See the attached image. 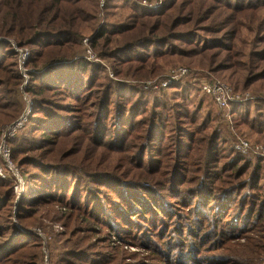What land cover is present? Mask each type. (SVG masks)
<instances>
[{
  "label": "rangeland",
  "instance_id": "rangeland-1",
  "mask_svg": "<svg viewBox=\"0 0 264 264\" xmlns=\"http://www.w3.org/2000/svg\"><path fill=\"white\" fill-rule=\"evenodd\" d=\"M5 1L0 134L26 123L11 140L18 192L0 178V264H264V161L253 171L264 160V0H178V18L176 7L148 26L129 4L157 12L167 0H69L50 28L39 4L19 0L12 19ZM53 29L72 36L8 35ZM214 82L239 100L219 108L202 90ZM203 185L214 193L200 196ZM216 195L231 199L222 216Z\"/></svg>",
  "mask_w": 264,
  "mask_h": 264
},
{
  "label": "trees",
  "instance_id": "trees-1",
  "mask_svg": "<svg viewBox=\"0 0 264 264\" xmlns=\"http://www.w3.org/2000/svg\"><path fill=\"white\" fill-rule=\"evenodd\" d=\"M29 1H32V2H34V3H37V4H39L40 6H41V10H40V15L43 17V23H46L47 24V26L50 28V25H52L53 24V22L54 21H58L57 19H62V21L64 20H66V18H63V17H60L59 15L58 16H55V14H57V13H60V11H63L64 10V7L62 6V3L64 2V1H69V0H52V2H50V3H47V0H22V2L21 3H23L24 2V6L25 5H27L28 3H29ZM176 1H178V0H167V1H165V4H164V7L160 10V11H157V12H152V11H149L148 9H146V8H144V7H140L136 2H135V4H129L130 6H128V8H130V9H135V10H137L138 12H136V14H135V16H137L139 19L141 18H144V17H147V19H148V22H146V25L148 26L150 23H152V21H153V19L154 18H162V17H165V16H168L169 15V13H166L168 10H171V9H174V8H176L175 9V11L174 12H172L171 14H170V18L172 17V16H176V17H174L173 18V21L176 19V18H178L179 16H180V14L182 13V11L184 10V8H185V6H186V4H187V2H182V3H180L179 5H178V3H175ZM134 3V2H133ZM3 5H4V7H6L7 9H9V13L8 14H6V15H8L10 18H12V19H14L15 17H17V15H19V0H6L4 3H3ZM175 5V6H174ZM177 5V6H176ZM231 4H227V6L226 7H228L229 9H231V10H233V11H235V10H245V9H247L248 7H231L230 6ZM108 7H110V4L108 5ZM113 8V7H112ZM250 8V7H249ZM202 11H203V9H202ZM53 12V15H51L50 16V14ZM49 13V14H48ZM138 13V14H137ZM202 13L203 12H201L200 13V15H202ZM2 14V11H0V15ZM46 14H48V17L46 18L45 17V15ZM75 18H72V20H74ZM213 23H214V25L216 24V21L215 20H213L212 21ZM159 23V20H155V22H154V24H158ZM174 22H171V24H170V26H168V30L170 31L171 30V25L173 24ZM54 30V29H53ZM14 31L15 30H13V34H11L12 32L10 31L9 32V36L10 35H12L11 37H15L18 41H20L21 43H22V45H29V44H37L42 38H51V41H53V39L52 38H57V39H55L56 41L58 40V38H61V37H71L72 36V33L70 32V31H62V32H57V31H55V33H53V32H41V31H39V32H37V33H34L30 38H32V39H28V38H26L24 35H22L21 33H19L18 35L17 34H14ZM57 32V33H56ZM151 32V29L149 30V32L148 33H150ZM106 34V31H102V33L101 34H99V35H97V39H103V37H104V35ZM76 35V34H75ZM166 35H169V34H166ZM159 36H155V38H158ZM96 39V40H97ZM1 42V41H0ZM2 43V42H1ZM6 43V50H5V52H6V54H10V55H13V53L11 52L12 50H11V45L9 44V43H7V42H5ZM51 43H55V41H53V42H51ZM111 43V41L110 40H108V41H106V42H104V44H106V45H109ZM137 47H139V45L137 46ZM156 48H157V46H156ZM156 48H154V50H156ZM159 55H161V54H158V55H154V58H156V57H158ZM153 58V59H154ZM67 59H69V58H67ZM59 61V60H58ZM0 68H1V66H0ZM62 75V73H60V72H58V73H56V79L58 78H60V76ZM17 78H19L18 76H16ZM65 79H67V78H65ZM64 78H61V80H65ZM66 81V80H65ZM0 86H2V87H7V83H6V81L3 79V78H0ZM74 87H77V85L76 86H73L72 88L73 89H71V91L72 92H74V93H76L75 95H77L78 93H79V91H80V89H76V88H74ZM10 91H12V90H10ZM74 95V96H75ZM75 98V97H74ZM237 109H239V108H237ZM12 123V122H11ZM44 135H46V134H44ZM47 136V135H46ZM17 139V138H16ZM15 139V140H16ZM45 139V141H48L46 138H44ZM15 140H13V141H10V144H9V146H10V148H11V151H12V155H11V158H12V161H13V163L14 164H16L18 167H19V163H17L16 162V160L17 159H15V156H14V153H15V150L16 149H14L13 147V145H14V143L15 142H18V140L17 141H15ZM231 150H233L232 148H231ZM230 153V155H229V158H236L235 159V161H238L239 163H241V161H243L244 159L243 158H257V157H255V156H252V155H242V154H237L236 156H235V154H234V152H229ZM259 158V157H258ZM234 161V162H235ZM262 161H264L263 159H260V160H257V162H256V164L254 165V172L256 173V172H259L260 171V169H259V167H260V164L262 163ZM234 162H230V164H228V165H233V163ZM239 163H237V164H239ZM251 166H252V164H251ZM258 175H260V174H258ZM22 176L24 177V179L26 178V177H28V176H30V177H33L30 173H28V172H25V173H22ZM41 177V176H40ZM42 180L44 179V178H41ZM1 181V180H0ZM1 183H6L10 188H11V190H12V192H13V194H16V192H18L17 191V189H16V187L18 186V180L16 179V178H14V177H11L9 180H6V181H2ZM248 186V185H247ZM204 188V190H202ZM255 188V186H253V188L252 189H254ZM195 190V192H200L201 194H200V196H202V193H207L210 189L209 188H207L206 189V187H205V185H203L202 186V188L199 190V189H194ZM194 190H191V191H193V194H194ZM198 193H197V195H198ZM211 195H212V193H214V190H210V192H209ZM130 195H128L127 197H129ZM133 195H131L130 196V198H127L128 200H130V201H128L129 202V204H130V206H134V207H138V206H144L148 201L147 200H145L144 198H142V197H140V199H134L133 197H132ZM139 197V196H138ZM214 197V202L211 204V206L213 205H216V208H217V206H219V205H221L220 206V209H225V208H227V205L228 204H231V199L230 198H228V197H222V196H213ZM201 200H198V202H197V211L198 212H203V204H204V199H205V196H203V197H201L200 198ZM217 202H218V204H217ZM223 202V203H222ZM121 203H123V202H121ZM222 203V204H221ZM115 205H119L120 203H118V202H115L114 203ZM262 207L264 206V205H261ZM123 208V207H122ZM145 208V207H144ZM136 210V209H135ZM132 212L134 211V210H131ZM146 211V210H145ZM127 213V212H126ZM148 213V212H147ZM205 213V212H204ZM134 214H139V213H134ZM217 215H219V216H222V210H219V208H217ZM260 214H258V215H256V217L257 216H259ZM137 217V216H136ZM245 221H247L246 219H244L243 220V224H245ZM192 251H194L193 249H191ZM193 254L191 255V257H194V252H192ZM181 259H184V257H181Z\"/></svg>",
  "mask_w": 264,
  "mask_h": 264
},
{
  "label": "built area",
  "instance_id": "built-area-1",
  "mask_svg": "<svg viewBox=\"0 0 264 264\" xmlns=\"http://www.w3.org/2000/svg\"><path fill=\"white\" fill-rule=\"evenodd\" d=\"M105 1L106 0H102V6L104 5ZM155 2L157 4L147 7L156 9L161 6V3H158L161 2V0H155ZM143 3L147 4L148 1L144 0ZM186 72L187 69L185 68H179L177 70V74H185ZM202 90L215 101L219 108L226 109L232 103H236V101L239 100V97L233 92L231 88L220 82H214L212 84L206 83L203 85ZM25 123L26 117L25 115H22L17 120L10 123L0 134V178L14 177L17 180L19 179L20 181L18 169L11 158L12 151L9 144L10 141L15 138L24 128ZM235 147L243 153H254L252 151L253 149H251V145L247 140L238 141V144ZM254 154L259 156V151H255ZM260 156H264V150L262 153L260 152Z\"/></svg>",
  "mask_w": 264,
  "mask_h": 264
}]
</instances>
